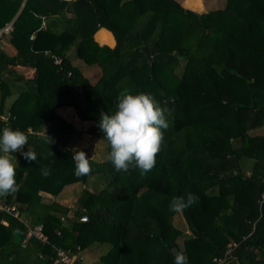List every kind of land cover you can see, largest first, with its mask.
<instances>
[{
	"label": "trees",
	"instance_id": "trees-1",
	"mask_svg": "<svg viewBox=\"0 0 264 264\" xmlns=\"http://www.w3.org/2000/svg\"><path fill=\"white\" fill-rule=\"evenodd\" d=\"M8 24L0 135L23 131L36 160L11 154L19 190L0 203L24 221L0 211V264H61L58 249L82 264L94 244L108 247L95 264H175V247L187 264H264V0L202 13L177 0H0ZM125 89L170 110L146 174L117 173L98 127ZM67 111L104 143L88 176L74 174L82 131ZM91 179L74 206L53 199ZM188 193L190 208L169 210Z\"/></svg>",
	"mask_w": 264,
	"mask_h": 264
},
{
	"label": "clouds",
	"instance_id": "clouds-1",
	"mask_svg": "<svg viewBox=\"0 0 264 264\" xmlns=\"http://www.w3.org/2000/svg\"><path fill=\"white\" fill-rule=\"evenodd\" d=\"M170 110L162 107L156 98L149 93L131 94L127 89L120 92L115 111L111 114L101 113L98 127L104 140L110 147L108 160L117 173H128L131 169H139L141 174L150 172L156 165V157L164 144V132L169 128L167 115ZM28 137L21 130L5 127L0 135V197H6L19 190L16 180L18 166L15 156L18 151L26 160L35 161L36 154L28 148ZM77 177L91 174L90 160L84 151H74ZM43 175H49L43 170ZM198 197L191 193L172 197L169 210L180 213L191 207ZM175 264H187V258L179 251L175 254Z\"/></svg>",
	"mask_w": 264,
	"mask_h": 264
},
{
	"label": "rangeland",
	"instance_id": "rangeland-1",
	"mask_svg": "<svg viewBox=\"0 0 264 264\" xmlns=\"http://www.w3.org/2000/svg\"><path fill=\"white\" fill-rule=\"evenodd\" d=\"M181 5H183L185 8L191 9V10H195L197 12H208L209 10H215L219 7H222L225 3V0H177ZM110 39H108V42ZM101 43V41L99 42ZM1 46L3 47H7L8 44L6 41H2V43L0 42ZM109 44V43H106ZM13 50V49H12ZM7 51H11V49L9 48V50ZM32 73V72H31ZM12 100H9V103ZM70 111L67 112H63V115L65 117L68 118V120L72 121L71 117H68L67 115H71L69 114ZM66 118V119H67ZM77 121V120H76ZM75 123V127L77 129H79L80 131H82L81 136L79 137V140L75 143V148L76 151H84L86 153V156L91 157L93 159H96L98 161H102L103 159H105V154L103 152L104 150V143L103 141L96 139V138H92L90 135L86 134V129L88 127V125L90 123L88 122H81L78 120V122L72 121ZM95 179H91L89 181L88 184H80V183H76L73 185H70L68 188L66 187L63 192L61 193L60 196L54 197V200L60 201L61 203L67 205V206H74L75 205V201L78 198L79 193L81 192V190L83 188H90L93 189L94 188V183ZM49 200V199H46ZM176 225L177 222H175ZM107 245H103V244H94L91 247L88 248V251L86 252V255H91L93 258V261L95 260V255L94 252L96 251L97 255H102L107 251ZM91 259L90 257H87V260Z\"/></svg>",
	"mask_w": 264,
	"mask_h": 264
},
{
	"label": "built area",
	"instance_id": "built-area-1",
	"mask_svg": "<svg viewBox=\"0 0 264 264\" xmlns=\"http://www.w3.org/2000/svg\"><path fill=\"white\" fill-rule=\"evenodd\" d=\"M11 29H12V24H8L4 28L0 29V37L3 34L9 33L11 31ZM0 211L5 212L9 215H12L21 221H24L21 219L20 213L15 206H8V205H4V204L0 203ZM24 223L28 226L27 222H24ZM28 228H29V230L27 233V239L36 237V238L41 239L43 241L46 240V236L43 233V227L42 226H36V227L28 226ZM77 259H78L77 256L71 255L62 249H58V259H57L58 263H61V264H80L77 262Z\"/></svg>",
	"mask_w": 264,
	"mask_h": 264
},
{
	"label": "crops",
	"instance_id": "crops-1",
	"mask_svg": "<svg viewBox=\"0 0 264 264\" xmlns=\"http://www.w3.org/2000/svg\"><path fill=\"white\" fill-rule=\"evenodd\" d=\"M102 31H105V30H102ZM110 42H109V45H111L112 43H113V39H110L109 40ZM69 114H71V112H69ZM68 117H71L72 118V116L71 115H67ZM68 188V187H67ZM61 195V194H60ZM59 195V196H60ZM88 251V249L86 250V251H84L83 252V254H82V264H95L96 262H98V260H99V258L103 255H97L96 254V251L94 252V255H95V260L93 261V258H92V256L91 255H86V252ZM87 257H90L91 259H89L88 258V260H87Z\"/></svg>",
	"mask_w": 264,
	"mask_h": 264
},
{
	"label": "water",
	"instance_id": "water-1",
	"mask_svg": "<svg viewBox=\"0 0 264 264\" xmlns=\"http://www.w3.org/2000/svg\"><path fill=\"white\" fill-rule=\"evenodd\" d=\"M88 219V217L85 215V216H82V217H80L79 218V221H86ZM173 253H174V255L178 252V249L175 247L173 250Z\"/></svg>",
	"mask_w": 264,
	"mask_h": 264
}]
</instances>
